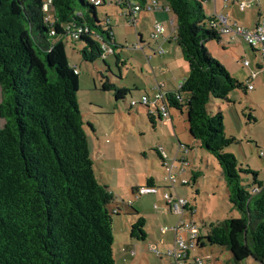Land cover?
<instances>
[{
    "label": "trees",
    "instance_id": "1",
    "mask_svg": "<svg viewBox=\"0 0 264 264\" xmlns=\"http://www.w3.org/2000/svg\"><path fill=\"white\" fill-rule=\"evenodd\" d=\"M118 1L146 3L117 0L121 9ZM157 1L174 15L175 41L189 67L176 94H167L169 109L186 108L191 136L217 160L229 201L242 214L211 224L198 248L216 245L237 264H264V183L225 151L236 139L226 136L223 115L208 111L211 97L229 101L233 91H249L250 84L210 57L206 43L223 36L210 27L203 0ZM45 2L0 0V264H116L113 215L120 212L111 207L113 193L96 178L78 100L79 74L62 40L77 35L72 40L83 43V58L95 62L105 59L115 37L90 0H52L48 13ZM102 89L113 90L117 101L131 93L108 80ZM243 173L253 174L251 189ZM147 185L155 186L154 179ZM145 226L139 217L131 237L146 240Z\"/></svg>",
    "mask_w": 264,
    "mask_h": 264
},
{
    "label": "rangeland",
    "instance_id": "2",
    "mask_svg": "<svg viewBox=\"0 0 264 264\" xmlns=\"http://www.w3.org/2000/svg\"><path fill=\"white\" fill-rule=\"evenodd\" d=\"M116 1L103 0L97 8L99 20L104 23L109 20L116 42L114 49L107 50L105 59L86 61L81 53L82 42L73 41L71 37H63L62 40L68 62L79 74L78 100L96 178L113 193L111 207L120 212L113 215L115 262L171 264L174 258L168 253L176 247V233H162V229L179 226L178 236L187 244L192 234L183 224L194 223L205 235L211 224L240 218L242 214L229 201L226 181L217 160L191 136L186 108L182 111L171 108L172 119L169 118L166 124V119L160 120L152 103L150 108L140 104L131 107L132 101L142 103L144 96L153 101L156 95L153 90L158 83H168L173 74L168 72L165 77L161 70L163 57L154 55V51L161 47L155 49L151 46L154 51L147 47L148 43L154 42L155 23L150 24L146 18L149 14L138 13L139 19L132 25L121 16L122 11ZM203 1L207 17L216 11L226 13L232 10L236 20L249 26L259 12L261 15L264 13V0H259L260 3L254 0V6L246 10H241L238 3L232 5L233 0L228 6L225 0ZM141 36L147 42L145 50L144 46L143 49L137 47ZM232 38L224 35L221 41L207 42L206 48L210 57L223 65L232 78L245 86L252 85L254 90L237 89L229 95V101L211 97L208 111L210 114L221 113L226 136L236 139V143L225 151L234 154L243 169L257 173L258 180L264 183V157L260 155L264 152V59L242 38L236 37V41ZM178 50L182 58L181 48ZM245 61L249 62V67L244 65ZM187 69L189 71L188 64ZM172 72L174 75L178 73L177 69ZM181 79L184 80L183 77ZM107 80L117 88L126 86L131 93L124 100L117 101L113 90L102 89ZM161 90L165 92V89ZM149 111L155 115V123L149 118ZM2 125L3 120L0 119V127ZM157 148L166 159L165 166L174 165L173 175L182 168L186 170L184 175L177 176L176 183L168 178ZM195 176L197 181L193 183ZM241 176L247 188L255 186L253 174L243 173ZM149 178L156 179L158 194L136 198L133 188L147 187ZM182 179H186L189 185L183 186ZM165 192L174 198L187 200L189 209L183 214L168 212ZM139 217L146 220L147 238L144 241L131 237V226ZM194 258L202 259L203 264H237L226 248L216 245L191 250L189 261ZM241 264L261 263L248 259Z\"/></svg>",
    "mask_w": 264,
    "mask_h": 264
},
{
    "label": "built area",
    "instance_id": "3",
    "mask_svg": "<svg viewBox=\"0 0 264 264\" xmlns=\"http://www.w3.org/2000/svg\"><path fill=\"white\" fill-rule=\"evenodd\" d=\"M227 2L231 0H226ZM90 2L96 6H101L103 4V0H90ZM250 0H241L237 3L239 4L241 10H246L250 4ZM117 3H121L124 5V9H122L121 16L128 19L130 24L135 25L137 22V16L138 13L141 11H164L168 10V8L161 4L160 1L157 0H150L148 3L146 2L144 5L140 4H130L127 1H118ZM52 4V0H46L44 4V11L48 13L50 11ZM209 25L210 27L216 29L222 36L224 35H231L233 36L232 39H236V37L242 38L245 42H247L254 50L259 51L262 58L264 59V13L260 15L259 20L257 21L255 27L253 29H245L243 27H239L236 24L230 23V17L227 14L222 13H215L214 15L209 17ZM103 26L107 27L110 26L109 20L107 23H103ZM163 32V27L161 24L156 23L154 24V33L152 34V37H156V35L161 34ZM54 34V32H52ZM69 37L76 38L77 35H70ZM234 39V40H235ZM138 48L142 47L141 45H137ZM108 50V49H107ZM158 55H164L165 51L162 48H159L157 51ZM107 53V52H106ZM244 65L249 67V62L245 61ZM183 82L179 84V88L182 86ZM161 86L158 85L157 88H155V97L153 101H150L149 96H144L142 99V103H136L135 101L131 102V106H135L137 104L143 105L147 108H150L151 103L156 107V111L158 115L162 116V119H166V123L168 122V119H171L170 109L167 103V94L162 92ZM249 91H252L254 87L252 85H249L248 87ZM176 94V93H175ZM179 97V95H176ZM183 147V146H182ZM188 148V147H183ZM159 153L161 154L162 158L164 159V166L166 163V159L164 155L162 154L161 150L157 148ZM262 157H264V152H261L260 154ZM183 163L185 162V159H183ZM166 170L168 172V178L171 180L172 183L177 182V176L178 175H184L186 170L181 169L177 175H173V168L172 166H165ZM181 184L183 186L189 185V182L186 179L181 180ZM257 192V190H254ZM157 187L155 186H149V187H143L138 188L135 190V197H141L145 195H157ZM164 197L166 199V209L170 213H184L185 210L189 209V202L184 199L180 198H174L173 195L169 192L164 193ZM183 226L186 229H189L191 232V239L189 243H185L184 240L179 237V226L177 227H171V228H165L162 229V233H166L168 231L175 232L176 233V247L174 250L169 251V256L174 258V261L171 264H203V260L199 258H194L191 262L190 259V252L191 250H195L199 247L198 239L202 236V233L197 229L196 225L194 223L192 224H183ZM132 255H135V252H132Z\"/></svg>",
    "mask_w": 264,
    "mask_h": 264
},
{
    "label": "crops",
    "instance_id": "4",
    "mask_svg": "<svg viewBox=\"0 0 264 264\" xmlns=\"http://www.w3.org/2000/svg\"><path fill=\"white\" fill-rule=\"evenodd\" d=\"M149 1L150 0H146L147 3ZM233 1H234V3H232V5H235V3H237L238 1H241V0H233ZM257 1H258V3H260L259 0H257ZM225 2L227 3V6L230 4V1L227 2L225 0ZM253 2H254V0H250V2H249L250 6L249 7L254 6ZM121 11H122V9H121ZM140 13H144V15H147V13L149 14V15H147L146 18L149 20L151 25H153L154 23L155 24L159 23L163 27V32L161 34L156 35V37H152L154 42L148 43L147 47H150V49H151V46H153V48H155V49H158L159 47L164 49L165 54L162 56H159V57H163V59L161 60V63L164 66L163 67L161 66V70H163V74L165 75V77L168 75V72H171L173 74V78H172V80L168 79V81H167L168 83H166V81H164V82L162 81L161 84H160V82L158 84L163 89H165L164 93H166V94L175 93V91H176L175 88L178 86L179 83L183 82L187 78L189 71L187 69V63H184L186 61H182L184 59L183 56H182L183 59L180 58L179 50H178V48L180 49V47L178 46L177 42L175 41V39H176V23H175L174 15L170 11H167V10L151 11V12H147V11L143 10ZM217 13H222V12H217ZM222 14L229 15L231 24H233V25L236 24L237 26L243 27L245 29H253L255 27L257 21L259 20L260 15H261L259 12V15H257L255 17L252 26H249V24H242L241 22L236 20V17L234 16V13L232 10L230 12H226V13H222ZM139 17L140 16L138 15L137 18L139 19ZM139 39H140L139 45L142 46V49L144 46V50H145L147 42H145L143 40L144 38L142 36ZM236 39L234 41H236ZM141 41H142V43H141ZM151 50L154 51V49H151ZM156 51L157 50L154 51L155 52L154 55H158ZM172 56H174V58H172ZM151 60L154 61L155 59L152 58ZM174 69L175 70L177 69V71H178V73L176 75H174V73L172 72V71H174ZM181 77H183L184 80L181 79ZM156 79H157V81H159L158 75L156 76ZM168 85H169V87H168ZM120 88H126V86H122ZM153 91L155 92V90H153ZM195 142H197V141H195ZM198 143L200 145L199 141H198ZM153 179H154V183H156V179L155 178H153ZM133 189H136V188H133Z\"/></svg>",
    "mask_w": 264,
    "mask_h": 264
}]
</instances>
